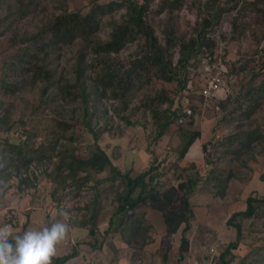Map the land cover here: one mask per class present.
<instances>
[{
	"label": "rangeland",
	"instance_id": "obj_1",
	"mask_svg": "<svg viewBox=\"0 0 264 264\" xmlns=\"http://www.w3.org/2000/svg\"><path fill=\"white\" fill-rule=\"evenodd\" d=\"M121 1L0 0V227L7 226L15 236L59 220L68 231L53 257L76 252L77 257L67 264H97L95 257L107 260L112 250L109 244L115 245V239L101 232L108 228L119 195L126 190L125 181L109 167L102 172L78 170L73 177L66 169L72 157L87 159L98 147L112 166L131 177L160 164L157 173L168 166L173 173L176 169L174 174L196 180L189 198L194 215L190 220L191 263L208 260L209 249L217 245L214 263L229 242L236 240V230L226 220L244 211L249 197L264 198V0H178L181 6L170 13H158L164 0H150L146 21L161 45L167 25L174 28L173 64L180 57L181 44L198 36L203 20L215 14L219 17L184 68L182 83L164 82L151 74L149 83L132 91L124 103L109 93L100 94L95 82L100 61L86 53L80 41L51 49L46 58L39 54L37 62L28 58L35 53L33 37L56 17L86 14L93 2ZM124 14L121 7L105 15L95 39L106 42L112 24ZM139 44H127L110 55L112 64L127 65ZM23 52L27 53L24 59H30L27 72L18 70L17 58ZM46 71L49 80L44 79ZM35 72H40L36 78ZM216 75L222 78L223 92L203 98L202 89ZM161 92L171 106L169 102L158 105L160 123L167 108L177 116L185 115L155 139L156 121L143 106H153L152 98ZM196 133L181 160L184 136ZM176 163L177 168L172 166ZM168 180L161 181L168 185ZM143 207L151 206L139 205L126 218L137 216ZM62 211L68 213L67 218L60 215ZM238 221L242 240L227 258L234 256L231 264H264V201L255 216ZM223 229L227 233L218 244ZM99 244L102 248L95 252L93 246ZM179 244L180 235L169 243V250ZM180 251H188L187 246Z\"/></svg>",
	"mask_w": 264,
	"mask_h": 264
},
{
	"label": "trees",
	"instance_id": "obj_2",
	"mask_svg": "<svg viewBox=\"0 0 264 264\" xmlns=\"http://www.w3.org/2000/svg\"><path fill=\"white\" fill-rule=\"evenodd\" d=\"M149 1L142 0L139 3L136 0H122L120 3L109 2L107 4L93 2L86 14H81L80 12L64 13L48 23L41 32L33 37L35 53L29 54L28 58H34L37 62L39 54H42V58H46L48 51L51 49H60L62 46L80 41L84 46L85 52L90 53L97 61H100L101 70L95 81L100 94L106 96L109 93L110 98L123 103L126 102L128 95L132 91L139 90L143 84L149 83L151 74L164 82L177 81L178 83H182L184 80V68L195 57L196 53L200 51L204 42H206V33L213 22L218 19L219 15H211L203 20L198 36L181 44L180 57L177 63L173 64L170 50L176 45L174 28L171 25H167L163 31L164 45H161L154 34V30L146 21V16L150 11ZM180 6L181 3L178 0H173L168 4L164 0L159 5L158 13H163L164 11H169L170 13ZM121 7H124L125 14L121 21L112 24L108 40L106 42L96 40L95 34L99 30L100 20L105 15L111 14ZM135 41L140 42V47L128 64H119L118 66L112 64L109 56L118 54L127 44ZM23 53L21 56L18 55L17 58L18 70L27 72L28 70L26 69L28 68L30 59H24L27 53ZM12 71L15 73L17 71L15 64H13ZM37 71L42 70L38 68ZM39 73L35 72L33 77L36 78ZM43 73L44 79L49 80L50 73L48 71ZM2 84L6 87L7 83L2 81ZM152 102H155L153 106L146 104L143 107L149 111L156 121L157 131L155 139H158L174 120L185 114L177 116L176 112L167 108L162 112L163 122L160 123L158 118L160 110L157 107L158 105L168 103L169 98L161 92L155 98H152ZM169 106H171V101L169 102ZM90 131L97 138L95 132L92 129ZM197 136V133L184 136V147L180 151L181 160ZM12 147L16 148V146ZM172 166L178 167L177 163L172 164ZM105 167H109L111 172L115 173L116 176H120L125 181L126 186L125 192L119 195L116 209L108 221L109 227H121L128 213L139 205L150 204L152 208H156L157 204H163L162 216L166 233L172 236L184 225L180 239V248H186L188 240L184 233L188 230L190 220L194 216L189 198L197 186L196 180L184 174H174L176 169L173 173V169L168 166H164L163 171L157 173L160 164L150 167L135 177H131L129 172L123 174L116 167L112 166L106 153L98 147L87 159L72 157V161L66 164L68 176L70 177H73L78 170L86 171L87 169H92L96 172H102ZM163 178L169 179L168 185H165L161 181ZM172 180L174 183L171 185ZM162 189H165V191L163 192ZM260 201H264V198L249 197L246 209L233 213L227 219V226L236 230V240L229 242L213 264H231L234 256L227 257L232 250L237 248L238 243L242 240V228L238 219H249L255 216ZM117 217L118 220L115 223V218ZM90 234L94 235L93 229L90 231ZM75 255L76 252L60 257H52L51 262L52 264H66Z\"/></svg>",
	"mask_w": 264,
	"mask_h": 264
},
{
	"label": "crops",
	"instance_id": "obj_3",
	"mask_svg": "<svg viewBox=\"0 0 264 264\" xmlns=\"http://www.w3.org/2000/svg\"><path fill=\"white\" fill-rule=\"evenodd\" d=\"M182 229L169 236L166 233L162 209H158L157 206L156 208L143 207L139 210L137 216L124 219L121 227L108 226L106 230L101 232V236L108 235L115 239V245L109 244L107 241L112 248L109 252L111 254L107 260H96L95 257L94 261H97V264H198V262L191 263V222L188 230L184 233L188 240V251L181 253L180 244L172 252L169 250L168 245L172 240L176 239L178 235L181 239ZM226 233V229H223L222 233L220 232L216 240L218 244L224 242ZM118 237L120 239L123 237L121 243L116 241ZM101 248L100 244L93 246L95 252H98V249ZM77 255L75 256L77 257ZM206 260L201 261L200 264H207L208 260Z\"/></svg>",
	"mask_w": 264,
	"mask_h": 264
},
{
	"label": "clouds",
	"instance_id": "obj_4",
	"mask_svg": "<svg viewBox=\"0 0 264 264\" xmlns=\"http://www.w3.org/2000/svg\"><path fill=\"white\" fill-rule=\"evenodd\" d=\"M64 218L67 212H60ZM68 231L59 220L42 230L25 231L13 236L10 229L0 227V264H51L57 243Z\"/></svg>",
	"mask_w": 264,
	"mask_h": 264
},
{
	"label": "built area",
	"instance_id": "obj_5",
	"mask_svg": "<svg viewBox=\"0 0 264 264\" xmlns=\"http://www.w3.org/2000/svg\"><path fill=\"white\" fill-rule=\"evenodd\" d=\"M221 83H222V78H220L218 75L210 79L207 85L201 91L202 97L205 99H211L212 97L218 96L220 92H223ZM216 246H213L212 248L209 249L210 257L208 258L207 264H213Z\"/></svg>",
	"mask_w": 264,
	"mask_h": 264
}]
</instances>
